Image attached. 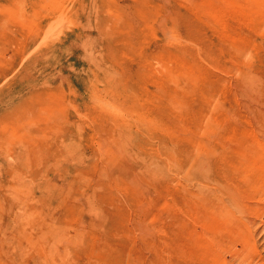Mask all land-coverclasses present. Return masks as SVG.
I'll return each mask as SVG.
<instances>
[{
  "label": "rangeland",
  "instance_id": "374dc122",
  "mask_svg": "<svg viewBox=\"0 0 264 264\" xmlns=\"http://www.w3.org/2000/svg\"><path fill=\"white\" fill-rule=\"evenodd\" d=\"M264 0H0V264H264Z\"/></svg>",
  "mask_w": 264,
  "mask_h": 264
},
{
  "label": "bare ground",
  "instance_id": "6f19581e",
  "mask_svg": "<svg viewBox=\"0 0 264 264\" xmlns=\"http://www.w3.org/2000/svg\"><path fill=\"white\" fill-rule=\"evenodd\" d=\"M264 208V207H263Z\"/></svg>",
  "mask_w": 264,
  "mask_h": 264
}]
</instances>
